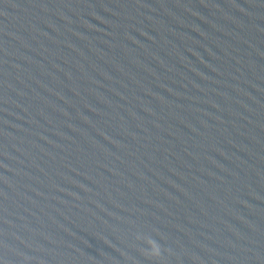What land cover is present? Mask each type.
Wrapping results in <instances>:
<instances>
[{"label":"water","instance_id":"95a60500","mask_svg":"<svg viewBox=\"0 0 264 264\" xmlns=\"http://www.w3.org/2000/svg\"><path fill=\"white\" fill-rule=\"evenodd\" d=\"M0 264H264V0H0Z\"/></svg>","mask_w":264,"mask_h":264}]
</instances>
